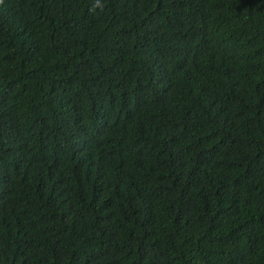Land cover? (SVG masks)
Listing matches in <instances>:
<instances>
[{
    "label": "trees",
    "instance_id": "trees-1",
    "mask_svg": "<svg viewBox=\"0 0 264 264\" xmlns=\"http://www.w3.org/2000/svg\"><path fill=\"white\" fill-rule=\"evenodd\" d=\"M0 101V264H264V0H4Z\"/></svg>",
    "mask_w": 264,
    "mask_h": 264
},
{
    "label": "clouds",
    "instance_id": "clouds-1",
    "mask_svg": "<svg viewBox=\"0 0 264 264\" xmlns=\"http://www.w3.org/2000/svg\"><path fill=\"white\" fill-rule=\"evenodd\" d=\"M4 0H0V5H2ZM235 86V85H234ZM232 96L230 92L229 97ZM230 99V98H229ZM7 103L4 101H0V106L6 105ZM242 109L248 112V109L245 105H243ZM13 110L9 109H1L0 116L6 115L12 112ZM198 126H204L208 129V131L214 136V139L223 143L224 139L229 130L236 131L239 126L236 125L233 121L228 118L222 119L219 123L214 125L211 122L210 116L203 118ZM237 126V127H236ZM53 146H51V151ZM53 154V160L57 163L56 153ZM5 170H13L11 168H6ZM14 171V170H13ZM52 179L49 180V183H46V180L43 177L36 179L34 182V188L32 191L33 197H22L18 194L12 193L10 199L0 205V222L13 223V222H21L24 220L26 213L34 206L35 200L39 194L48 195L50 186L52 183ZM119 219L117 218H108L105 230L107 232H116L118 234V239L116 240H108L105 236L101 238V247L103 250L112 252L117 249L120 244L119 238ZM2 248L0 247V252Z\"/></svg>",
    "mask_w": 264,
    "mask_h": 264
}]
</instances>
